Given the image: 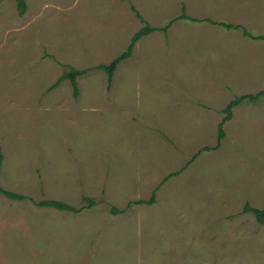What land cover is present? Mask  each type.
<instances>
[{"label": "rangeland", "instance_id": "obj_1", "mask_svg": "<svg viewBox=\"0 0 264 264\" xmlns=\"http://www.w3.org/2000/svg\"><path fill=\"white\" fill-rule=\"evenodd\" d=\"M23 1L0 0V187L25 197L0 195V264H264V97L217 142L264 90V0Z\"/></svg>", "mask_w": 264, "mask_h": 264}, {"label": "trees", "instance_id": "obj_2", "mask_svg": "<svg viewBox=\"0 0 264 264\" xmlns=\"http://www.w3.org/2000/svg\"><path fill=\"white\" fill-rule=\"evenodd\" d=\"M17 3V7H18V11L20 14H23L25 11V3L23 0H15ZM184 19V18H182ZM153 30L152 28L145 26L144 28L140 29L137 33H135V35L133 36L130 45L127 49V51L122 54V56H120L119 58L115 59L112 61L111 64L108 65H101L98 68L103 70L105 74L108 75L109 77V81L112 79L113 77V72H115L118 64L120 63V61L124 58H126L129 54H131V51L135 45V43L137 41H139L142 37L148 35L149 33H152ZM84 72L79 71V70H75L73 68H67L61 75L59 78V83L62 81H69L71 87H72V91H73V96L74 98H77L79 95V91H78V83H77V78ZM264 97V90L255 94V95H245L239 98H235L233 101H231L228 106H227V111L225 113V117L224 119L221 121V123L218 126L217 129V142L218 145L220 144V141L223 140V138L225 137V132L223 130V125L229 121L232 117V110L236 107H238L239 105H241L244 101H248L250 103H256L259 99ZM204 151H207L208 149L205 148L203 149ZM0 195L4 196L5 198L9 199V200H13V201H23L25 200L24 196L18 195L16 193H12V192H8L5 191L3 188L0 187ZM154 195L152 194V197ZM84 201L87 203V207H93V202L91 200H89L88 198H83ZM150 202H153V200H151ZM35 206L38 208H45V209H53L56 211H64V212H76V209H74L73 207L69 206L68 204H66L65 202L62 201H56V200H42L40 202H34ZM110 212L112 215H118L120 214V211H118L115 208H111ZM245 213H251L253 217H255L256 221L258 222V224H263L264 223V210H259V209H254L251 208L249 206H246L244 209Z\"/></svg>", "mask_w": 264, "mask_h": 264}]
</instances>
